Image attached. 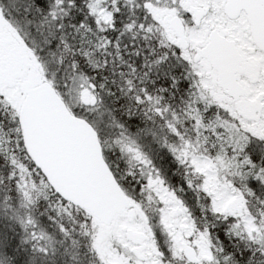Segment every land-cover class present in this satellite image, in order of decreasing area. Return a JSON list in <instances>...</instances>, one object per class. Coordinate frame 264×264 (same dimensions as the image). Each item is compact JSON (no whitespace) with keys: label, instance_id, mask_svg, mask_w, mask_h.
Here are the masks:
<instances>
[{"label":"snow or ice","instance_id":"6c2138e0","mask_svg":"<svg viewBox=\"0 0 264 264\" xmlns=\"http://www.w3.org/2000/svg\"><path fill=\"white\" fill-rule=\"evenodd\" d=\"M0 264H264V0H0Z\"/></svg>","mask_w":264,"mask_h":264}]
</instances>
